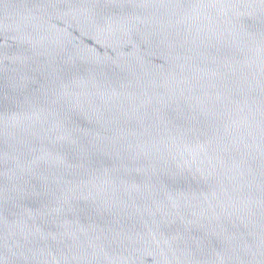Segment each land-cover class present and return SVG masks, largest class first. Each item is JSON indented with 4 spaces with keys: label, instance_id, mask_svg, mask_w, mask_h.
Returning a JSON list of instances; mask_svg holds the SVG:
<instances>
[{
    "label": "water",
    "instance_id": "obj_1",
    "mask_svg": "<svg viewBox=\"0 0 264 264\" xmlns=\"http://www.w3.org/2000/svg\"><path fill=\"white\" fill-rule=\"evenodd\" d=\"M0 264H264V0H0Z\"/></svg>",
    "mask_w": 264,
    "mask_h": 264
}]
</instances>
